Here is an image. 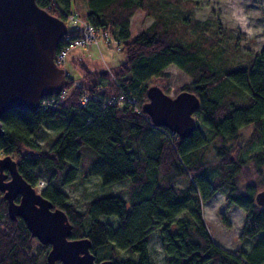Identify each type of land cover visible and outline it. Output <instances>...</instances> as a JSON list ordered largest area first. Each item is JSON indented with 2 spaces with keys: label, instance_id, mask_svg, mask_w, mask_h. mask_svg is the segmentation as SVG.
<instances>
[{
  "label": "trees",
  "instance_id": "obj_1",
  "mask_svg": "<svg viewBox=\"0 0 264 264\" xmlns=\"http://www.w3.org/2000/svg\"><path fill=\"white\" fill-rule=\"evenodd\" d=\"M36 1L65 22L72 13V0ZM200 1L87 0L86 21L116 37L126 60L112 71L83 62L82 82L66 74L64 90L45 96L38 110L14 108L1 117L0 158L14 156L33 187L44 183L40 193L65 211L70 238L91 241L96 261L156 264L149 242L158 230L166 264H264V233L247 249H228L213 238L203 213V204L222 191L228 205L245 212L240 239L264 232V206L255 200L264 186V44L244 50L241 34L222 43L219 29L212 35L208 21L190 15ZM139 10L153 20L131 39ZM82 27L68 34L77 38ZM63 46L62 40L56 51ZM171 65L192 78L181 90L200 101L201 123L185 138L157 127L143 109L149 82L168 76ZM119 95L125 101L112 103ZM256 144L258 150L243 155ZM89 176L127 185L95 193L80 208L64 186ZM103 216H113L116 225ZM50 248L22 217L10 218L0 190V264H50Z\"/></svg>",
  "mask_w": 264,
  "mask_h": 264
},
{
  "label": "water",
  "instance_id": "obj_2",
  "mask_svg": "<svg viewBox=\"0 0 264 264\" xmlns=\"http://www.w3.org/2000/svg\"><path fill=\"white\" fill-rule=\"evenodd\" d=\"M68 30L65 20L36 0H0V136L5 112L38 110L41 99L65 88V69L56 63L55 54ZM146 93L143 109L153 124L182 138L192 134L200 106L195 93L183 91L172 97L157 85L149 86ZM0 190L10 218L22 217L32 236L50 245V264L58 260L62 264H113L112 260L96 261L88 238H70L73 225L65 211L25 180L10 155L0 158ZM255 200L264 206V190Z\"/></svg>",
  "mask_w": 264,
  "mask_h": 264
},
{
  "label": "rangeland",
  "instance_id": "obj_3",
  "mask_svg": "<svg viewBox=\"0 0 264 264\" xmlns=\"http://www.w3.org/2000/svg\"><path fill=\"white\" fill-rule=\"evenodd\" d=\"M86 3L87 0H72V13L76 19H70V15L68 16V29L79 30V23L87 22L85 19ZM190 15L201 22L208 21L209 33L212 35L218 33L219 29L222 43H231L237 35L241 34V48L244 50L257 51L264 44V0H201L194 6ZM152 20V17L146 15L142 10L137 11L131 19L130 38L133 39L141 29L149 26ZM107 34L108 37L103 31H99L97 40L85 46H77L66 55L61 65H63L65 73L70 74L76 83L82 82L83 62L91 69L112 71L126 60V54L119 46L120 42L112 34ZM166 71L168 76L153 79L149 82V86L157 85L172 97L185 91L181 88L191 82L192 78L174 65L169 66ZM195 118L198 123H201V118L197 113ZM251 128L250 126L243 128V134L248 135ZM48 131L53 133L51 129ZM44 141L43 138L39 139L41 144ZM259 148V144L247 147L244 149L243 155H249ZM10 156L16 160L14 156ZM44 181L46 185L47 182ZM185 184L186 182L182 180L178 182V185L181 186ZM43 185L44 183H40L35 188L36 191L40 192ZM126 185V181L103 185L98 177L89 176L83 180L79 178L75 184L65 185L64 190L67 192L70 201L77 203L78 207L84 208V201L91 198L95 193L113 192ZM263 190L264 186H260L256 194ZM203 213L213 238L228 249H247L250 244H255L264 233L260 232L255 237L246 240L240 239L239 235L245 222V212L236 204L228 205L222 191L217 192L203 204ZM222 214L227 218L228 225L224 224ZM103 218L116 225V219L114 220L113 216H103ZM149 248L151 260L154 263L166 264L158 230L154 232L149 242ZM123 254H126L125 251ZM131 257L135 260L138 259L136 253L132 254Z\"/></svg>",
  "mask_w": 264,
  "mask_h": 264
},
{
  "label": "built area",
  "instance_id": "obj_4",
  "mask_svg": "<svg viewBox=\"0 0 264 264\" xmlns=\"http://www.w3.org/2000/svg\"><path fill=\"white\" fill-rule=\"evenodd\" d=\"M75 18V15L73 13L70 14V19ZM99 31L94 28L91 24L88 22L83 23V27L81 29V35L77 38L72 39L69 34L65 35L63 38L64 46L56 52L55 54V61L58 65H61L63 63V60H65L66 55L70 52L71 49L77 47V46H85L88 44H91L92 41L97 40ZM106 37H108L105 34ZM126 97L125 95H119L113 99H111L112 103L122 104L123 101H125ZM89 100V95L85 94L84 97L81 100L82 104H85ZM128 100L135 104L137 101L133 97H129ZM43 183V182H41Z\"/></svg>",
  "mask_w": 264,
  "mask_h": 264
},
{
  "label": "crops",
  "instance_id": "obj_5",
  "mask_svg": "<svg viewBox=\"0 0 264 264\" xmlns=\"http://www.w3.org/2000/svg\"><path fill=\"white\" fill-rule=\"evenodd\" d=\"M80 22H81V21H80ZM80 25H81V23H79V27H80ZM79 27H78V28H79Z\"/></svg>",
  "mask_w": 264,
  "mask_h": 264
}]
</instances>
